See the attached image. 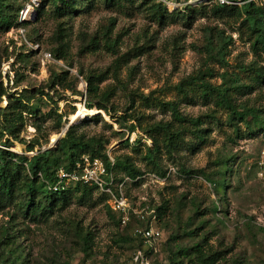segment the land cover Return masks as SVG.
<instances>
[{
	"label": "rangeland",
	"instance_id": "374dc122",
	"mask_svg": "<svg viewBox=\"0 0 264 264\" xmlns=\"http://www.w3.org/2000/svg\"><path fill=\"white\" fill-rule=\"evenodd\" d=\"M11 1V14L23 4L32 13L24 26L0 27V130L6 92L26 90L38 113H24L7 136L31 157L51 149L71 113L91 100L104 109L82 117L74 133L142 174L136 182L125 177L128 225L98 190L58 198L34 216L21 186L0 205V264H132L134 231L147 224L138 213L146 208L158 209L164 232L149 256L153 264H201L194 244L216 253L215 264H264V229L257 225L264 207V77L252 71L264 75V52L251 47L241 19L213 9L251 1L252 11L264 10V0H167L163 14L164 0H78L64 15L56 12L59 0ZM88 78L98 84L91 97ZM205 84L239 86L238 112L204 98ZM173 106L204 123H180ZM57 113L68 118L62 130ZM166 124L181 136L171 152L162 148L156 168L144 156L150 134L160 139Z\"/></svg>",
	"mask_w": 264,
	"mask_h": 264
},
{
	"label": "trees",
	"instance_id": "16d2710c",
	"mask_svg": "<svg viewBox=\"0 0 264 264\" xmlns=\"http://www.w3.org/2000/svg\"><path fill=\"white\" fill-rule=\"evenodd\" d=\"M43 1L44 0H42V2ZM59 1L61 4L56 6V12L60 15L77 10L78 0ZM166 1L167 0L163 1L165 6L162 9L161 7L159 9L162 14L167 13ZM252 4L253 2L247 1L242 6L234 4L214 5L213 9L214 12L218 13L221 17H224L225 15H233L238 19H241V23L246 25V28L249 31L251 47L255 51L262 50L264 52V10L252 11ZM11 7V0H0V27L10 28L12 24L17 26L28 24L29 21L27 19L20 20L19 18L20 10L24 7V4L17 8L15 14H11ZM35 9L39 11V9ZM172 13L174 14L173 11ZM28 54V52L25 53V55ZM57 56L61 57L60 54H57ZM252 71L257 78L262 79L264 77L260 69L255 68L252 69ZM65 72L66 71L57 75V78L61 79V75ZM87 83V94L90 97L98 94V84L92 78H88ZM239 90L240 88L237 85L211 88L205 84L204 86H201L200 93L204 98L208 95L214 96V101L217 106L230 113L236 114L238 111L236 103L234 102V94L238 93ZM6 95L8 97V102L2 109L4 111V116L2 117L3 125L0 130V205L3 206L5 203L12 201L15 192L21 186L25 188V191L29 196L28 210L31 211V214L34 216L40 213V210L44 208H52L58 198L66 199L68 195L77 192L81 193L83 196H87L93 190L100 191L95 184L87 182H78L68 186H58V169L61 167L67 169L74 168L77 163L83 160V156L85 155L90 156L91 158L102 159L107 169L114 173L115 182L125 181V177H128L132 182H136V178L141 176L142 172H140L132 163L127 161L123 163L120 158L116 157H113L112 160L103 146H96L90 141L86 142L82 137L77 136L74 133V129L77 125L75 123L69 125L66 134L60 137L56 141V144L51 146V149L39 150L31 157H28L23 151H15L13 148L14 145L11 144L7 134L9 133L8 135H13L14 129H17V123H24V113L35 115L38 113V110L33 106V98L28 95L26 90L17 93L6 92ZM85 106L88 108L97 107L98 109H104L102 104L91 102V100H88ZM6 110H10L8 116L5 114ZM56 115L58 117V127L62 130L65 123L68 121V118L63 120V114L57 113ZM172 115L173 118L180 123L191 122L192 124L201 125L205 121L201 117L194 118L181 113L176 106H173L172 108ZM99 116L100 113H97L91 117L97 118ZM159 130L161 133L160 139L156 135L150 134L153 145L147 147L144 156V159L154 163L156 168L157 157L160 155L159 153L162 151V148L167 152H171L172 149L178 145V139L181 136L179 130L171 129L169 124L160 126ZM160 144L163 146L161 147ZM31 148L32 149L28 150H33V146ZM24 151H26V149ZM154 172L159 174L158 169H154ZM121 173H125L126 176H120ZM165 175L166 172L161 174V176ZM101 196L105 201H108V194L101 192ZM38 197H41L46 202L45 206L42 207L40 203L36 202ZM156 212L157 218L160 219L158 209H156ZM130 220L126 223L127 225ZM138 221L140 224H144L141 222L142 220L138 219ZM87 238L90 242L91 234L88 235ZM135 240L136 242H139L137 247L142 248V245L144 244L143 240L138 236H136ZM190 250L198 253L197 255L201 259V264H215L219 259L216 253H204V250L199 248V244H194Z\"/></svg>",
	"mask_w": 264,
	"mask_h": 264
},
{
	"label": "built area",
	"instance_id": "2783aa9c",
	"mask_svg": "<svg viewBox=\"0 0 264 264\" xmlns=\"http://www.w3.org/2000/svg\"><path fill=\"white\" fill-rule=\"evenodd\" d=\"M224 3L225 0H221ZM35 6V5H34ZM34 9V8H33ZM29 7L20 10V20H24L31 15ZM38 47V45L36 46ZM264 153V149H263ZM111 157V156H110ZM113 160V158L111 157ZM59 180L58 186H68L78 182L95 184L101 192L108 194V203L111 209L121 215V222L126 224L129 221L130 206L124 194L125 181L115 182L114 173L108 170L105 163L100 158L83 156V160L72 169L61 167L57 171ZM138 216L147 222L145 226L136 228L134 234L140 237L147 249L138 248L134 252L132 264H153L149 260L152 253L158 251V246L163 239V229L157 224V212L155 209L146 208L138 213ZM257 225L264 229V207L258 215ZM159 243V244H158Z\"/></svg>",
	"mask_w": 264,
	"mask_h": 264
},
{
	"label": "bare ground",
	"instance_id": "6f19581e",
	"mask_svg": "<svg viewBox=\"0 0 264 264\" xmlns=\"http://www.w3.org/2000/svg\"><path fill=\"white\" fill-rule=\"evenodd\" d=\"M100 112L101 111L98 108H96V107L88 108L87 106H83V105L80 104L78 111L71 113L69 125L73 124V123H78L81 120V118L84 117V116L94 115V114H97V113H100ZM66 126H68V124ZM52 137H53V139H55V138H57V135L54 134ZM22 149L23 148H22V146L20 144H17L14 147V150L18 151V152H20Z\"/></svg>",
	"mask_w": 264,
	"mask_h": 264
},
{
	"label": "water",
	"instance_id": "95a60500",
	"mask_svg": "<svg viewBox=\"0 0 264 264\" xmlns=\"http://www.w3.org/2000/svg\"><path fill=\"white\" fill-rule=\"evenodd\" d=\"M68 127H69V124H68V126H67V128H66L65 132L67 131Z\"/></svg>",
	"mask_w": 264,
	"mask_h": 264
}]
</instances>
